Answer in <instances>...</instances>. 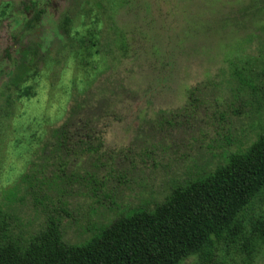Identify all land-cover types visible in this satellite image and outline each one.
<instances>
[{"label": "rangeland", "instance_id": "374dc122", "mask_svg": "<svg viewBox=\"0 0 264 264\" xmlns=\"http://www.w3.org/2000/svg\"><path fill=\"white\" fill-rule=\"evenodd\" d=\"M84 6L106 55L97 73L62 46L64 17L92 22L78 12ZM263 9L264 0H0V218L8 233L26 241L54 214L65 241L82 243L246 149L264 133ZM77 96L100 119L93 148L61 161L38 157ZM245 216H264V195ZM250 262L264 264V244L246 258L220 240L210 260L180 264Z\"/></svg>", "mask_w": 264, "mask_h": 264}, {"label": "trees", "instance_id": "16d2710c", "mask_svg": "<svg viewBox=\"0 0 264 264\" xmlns=\"http://www.w3.org/2000/svg\"><path fill=\"white\" fill-rule=\"evenodd\" d=\"M84 1L89 6L90 0ZM78 12L92 22L74 25L73 18L64 17L62 46L71 49L69 53L83 71L92 64L88 72L97 73L106 57L98 48L100 25L93 24L89 8L81 7ZM261 26L264 30V24ZM96 57L100 62H95ZM72 81V89H76L77 81ZM193 95L192 90L190 97ZM74 99L64 121L45 138L38 157L51 155V160L61 161L84 145L87 150L93 148L91 141L100 119L90 114L94 109L88 97ZM225 159L213 171L173 184L166 198L153 208H133L82 243L65 241L58 215L49 216L45 227L26 241L12 237L5 219L0 218V264H180L192 255L210 260L220 240L237 246L250 258L264 244V216L255 220L245 216L264 195V133ZM35 165L33 162L31 167ZM30 178L35 179L33 172L22 175L21 181ZM248 223L251 229H246Z\"/></svg>", "mask_w": 264, "mask_h": 264}]
</instances>
